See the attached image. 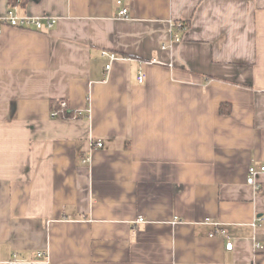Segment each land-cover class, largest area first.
<instances>
[{
    "label": "crops",
    "instance_id": "crops-1",
    "mask_svg": "<svg viewBox=\"0 0 264 264\" xmlns=\"http://www.w3.org/2000/svg\"><path fill=\"white\" fill-rule=\"evenodd\" d=\"M122 1L0 0V264H264V0Z\"/></svg>",
    "mask_w": 264,
    "mask_h": 264
},
{
    "label": "built area",
    "instance_id": "built-area-1",
    "mask_svg": "<svg viewBox=\"0 0 264 264\" xmlns=\"http://www.w3.org/2000/svg\"><path fill=\"white\" fill-rule=\"evenodd\" d=\"M23 0H16V4L19 5L21 4ZM16 5V6H17ZM117 6H118V13L117 15L119 17H128L129 15V8L123 4L122 0H117ZM57 22V19L54 17H38V16H32L29 14H19L16 9L10 8L6 15L0 17V32H2L4 26L8 25L11 27L15 28H22V29H33L36 31H51L55 24ZM171 27H172V32H173V39L175 41H180L181 40V35L180 32L182 30H185L186 25L183 21H172L171 22ZM163 49L166 48V45L162 46ZM104 54H107L111 60L116 58V55L114 53H107L106 51ZM111 68V63H109L106 66V69ZM144 80V75L141 73L138 76V81L143 82ZM69 106L68 101H59L57 103V107H55L52 111V115L54 117H61L66 115V109ZM99 146H102V142H98ZM88 160V159H87ZM260 171H264V165L261 167H255V166H250L248 170V178L247 182L249 184L257 185V179L256 176ZM138 221L143 222L145 221V218L140 216L138 218ZM217 232H220L222 234H225V230L220 228L217 230ZM211 235H214V232L211 233ZM227 249H232L233 248V242L228 241L226 245ZM44 253L42 251L38 252V256L42 257Z\"/></svg>",
    "mask_w": 264,
    "mask_h": 264
},
{
    "label": "trees",
    "instance_id": "trees-1",
    "mask_svg": "<svg viewBox=\"0 0 264 264\" xmlns=\"http://www.w3.org/2000/svg\"><path fill=\"white\" fill-rule=\"evenodd\" d=\"M13 2H16V0H13ZM12 3V2H11ZM185 23V22H184ZM186 25V24H185ZM223 112L227 113L228 111L223 109Z\"/></svg>",
    "mask_w": 264,
    "mask_h": 264
}]
</instances>
